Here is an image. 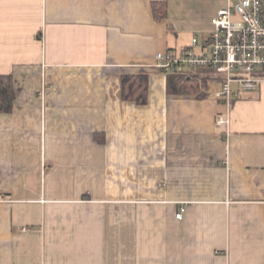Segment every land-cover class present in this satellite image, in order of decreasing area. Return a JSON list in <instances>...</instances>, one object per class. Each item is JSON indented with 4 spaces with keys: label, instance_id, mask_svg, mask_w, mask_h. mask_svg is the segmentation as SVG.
Wrapping results in <instances>:
<instances>
[{
    "label": "crops",
    "instance_id": "1",
    "mask_svg": "<svg viewBox=\"0 0 264 264\" xmlns=\"http://www.w3.org/2000/svg\"><path fill=\"white\" fill-rule=\"evenodd\" d=\"M151 1L0 0L17 89L0 112V264H264V88L228 111L210 74L203 99L167 95L155 54L207 37L225 0H165L158 21ZM138 72L142 105L120 90Z\"/></svg>",
    "mask_w": 264,
    "mask_h": 264
},
{
    "label": "built area",
    "instance_id": "2",
    "mask_svg": "<svg viewBox=\"0 0 264 264\" xmlns=\"http://www.w3.org/2000/svg\"><path fill=\"white\" fill-rule=\"evenodd\" d=\"M210 23L207 37H192L179 52H157L153 66L164 74L183 67L209 69L220 82L216 97L228 111L233 98L264 88V0H225ZM215 126L228 134V112L217 115Z\"/></svg>",
    "mask_w": 264,
    "mask_h": 264
},
{
    "label": "trees",
    "instance_id": "3",
    "mask_svg": "<svg viewBox=\"0 0 264 264\" xmlns=\"http://www.w3.org/2000/svg\"><path fill=\"white\" fill-rule=\"evenodd\" d=\"M153 18L158 21L167 15L165 0L151 1ZM210 70L202 67H183L166 73L167 95H193L197 99L207 96L206 80ZM121 98L136 104H146L148 99V74L138 72L124 74L120 78ZM17 89L10 75H0V112H10L13 108ZM96 137H98L96 135ZM101 141V140H100Z\"/></svg>",
    "mask_w": 264,
    "mask_h": 264
}]
</instances>
